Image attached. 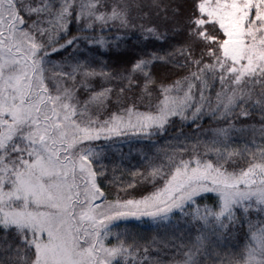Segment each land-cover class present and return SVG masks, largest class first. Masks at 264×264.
<instances>
[{"label": "snow or ice", "instance_id": "snow-or-ice-1", "mask_svg": "<svg viewBox=\"0 0 264 264\" xmlns=\"http://www.w3.org/2000/svg\"><path fill=\"white\" fill-rule=\"evenodd\" d=\"M0 264H264V0H0Z\"/></svg>", "mask_w": 264, "mask_h": 264}, {"label": "trees", "instance_id": "trees-1", "mask_svg": "<svg viewBox=\"0 0 264 264\" xmlns=\"http://www.w3.org/2000/svg\"><path fill=\"white\" fill-rule=\"evenodd\" d=\"M166 3H171V5L176 8V7H179L183 4H185V0H165ZM80 33L77 31L76 27L73 25L70 27V34L65 36L64 39H61L60 40V43H65L67 39H71L72 36H76V35H79ZM136 44V41L135 40H131L129 41V43L127 45H122L121 46V49L119 50H112L110 51L107 55H104L102 58L105 59V60H110V62L116 66V67H120V66H123L126 61L130 60L132 58L133 55H135V52H136V49L134 47V45ZM57 47H59V45H56ZM71 51V49H69V52ZM68 52H64L63 54H54L52 56V59L54 61H60L62 59H64L65 57L68 56ZM159 73L161 76H164V75H169V73L166 72V70L164 68H161L159 70ZM177 77L176 76H172V79H176ZM248 123H256V124H259V118L258 117H253V119L249 120ZM218 126H223V125H216L211 119H205L204 121V124H203V127L205 129L209 128V127H218ZM195 127V125H185L184 126V131L185 132H188V133H191L193 128ZM180 129H179V124L177 125V127L175 129H169V132L166 136H163V137H160L159 138V145L158 147H163L166 145L167 141L170 140L172 138V136L175 135L176 132H178ZM141 148H143L144 146L141 145L140 146ZM125 151V154H127V151L128 149L125 148L124 149ZM133 151V155L136 154V148L135 146L133 147L132 149ZM142 159V157H141ZM136 160L133 159L131 161V164H136ZM124 168H128L129 167V164L128 162L126 161L124 163ZM140 171H143V169H139ZM133 171H136V169H133ZM124 175V178L125 180L128 179V175L125 174V173H122V172H117L116 175L119 177L121 175ZM106 192L109 191L107 188L104 189ZM209 203H211V201H209ZM253 219H255V217H253ZM125 227L129 228V229H133L135 230L138 225L136 222H130L128 224H124V223H121L119 225V228L118 229H114V231H122ZM243 231H247V225L244 226V229ZM240 235L242 236V233H240ZM237 242H239V240H237ZM227 251V249L225 250Z\"/></svg>", "mask_w": 264, "mask_h": 264}]
</instances>
